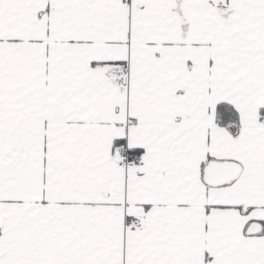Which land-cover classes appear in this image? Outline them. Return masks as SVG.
<instances>
[{"label":"snow or ice","instance_id":"obj_1","mask_svg":"<svg viewBox=\"0 0 264 264\" xmlns=\"http://www.w3.org/2000/svg\"><path fill=\"white\" fill-rule=\"evenodd\" d=\"M0 264H264V0H0Z\"/></svg>","mask_w":264,"mask_h":264}]
</instances>
